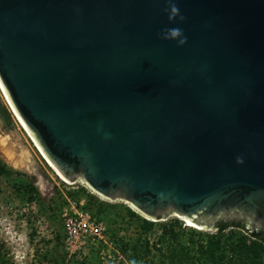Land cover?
<instances>
[{
	"label": "water",
	"instance_id": "1",
	"mask_svg": "<svg viewBox=\"0 0 264 264\" xmlns=\"http://www.w3.org/2000/svg\"><path fill=\"white\" fill-rule=\"evenodd\" d=\"M172 2L0 0V84L69 182L264 234V0Z\"/></svg>",
	"mask_w": 264,
	"mask_h": 264
},
{
	"label": "rangeland",
	"instance_id": "2",
	"mask_svg": "<svg viewBox=\"0 0 264 264\" xmlns=\"http://www.w3.org/2000/svg\"><path fill=\"white\" fill-rule=\"evenodd\" d=\"M0 100L8 112L7 122L0 116V134L34 165L33 171L15 167L0 148L1 163L7 165H0V264H264V245L257 254L248 251L255 239L243 229L229 227L220 237L214 230L190 227L175 215L151 219L126 201L107 199L81 181L62 179L19 121L1 86ZM9 169L25 173L37 191L21 187L22 176ZM75 210H87L103 221L111 246L102 242L71 253L64 227ZM217 241L222 255L215 258ZM118 252L122 260L114 257Z\"/></svg>",
	"mask_w": 264,
	"mask_h": 264
},
{
	"label": "built area",
	"instance_id": "3",
	"mask_svg": "<svg viewBox=\"0 0 264 264\" xmlns=\"http://www.w3.org/2000/svg\"><path fill=\"white\" fill-rule=\"evenodd\" d=\"M65 219V242L71 253L82 252L86 249L97 248L102 242H106L109 246L111 243L105 239L106 226L97 217L93 216L87 210H75L73 214L67 215ZM111 257V255H109ZM114 257L118 260L123 259L121 253H117Z\"/></svg>",
	"mask_w": 264,
	"mask_h": 264
},
{
	"label": "trees",
	"instance_id": "4",
	"mask_svg": "<svg viewBox=\"0 0 264 264\" xmlns=\"http://www.w3.org/2000/svg\"><path fill=\"white\" fill-rule=\"evenodd\" d=\"M0 104H1V100H0ZM0 165L3 166L4 168H7V165L3 163H1V158H0ZM10 173H18L20 174V176H22V179H21V187H24L26 188L27 190H29L30 192H35L37 191V188L36 186L33 184V182L29 181L28 180V176L25 174V173H21V172H18V171H15L14 169H9ZM147 226H151L152 222L149 221V220H146L145 221ZM229 227H236V228H240V229H243L245 231H247L250 235H252L255 239L254 242L250 243L249 245H247V248H248V251L254 253V254H257L258 253V248L260 247V245H264V234L262 233H258V232H250L249 230L246 229L245 225L241 222H229V223H226V222H222L218 225V227L214 228L215 231L217 232V235H219L220 237L224 235L225 231L229 228ZM220 240V239H219ZM245 244V243H244ZM215 248L218 249V252L217 253H214V257H218L219 255L221 256L222 255V249L219 245V241L216 242L215 244Z\"/></svg>",
	"mask_w": 264,
	"mask_h": 264
},
{
	"label": "bare ground",
	"instance_id": "5",
	"mask_svg": "<svg viewBox=\"0 0 264 264\" xmlns=\"http://www.w3.org/2000/svg\"><path fill=\"white\" fill-rule=\"evenodd\" d=\"M1 86V84H0ZM2 88V86H1ZM3 90V88H2ZM4 92V90H3ZM5 93V92H4ZM7 97V96H6ZM8 99V98H7ZM9 101V100H8ZM10 103V102H9ZM11 105V103H10ZM12 106V105H11ZM12 109L14 110V108L12 107ZM14 113L17 115L16 111L14 110ZM19 121L21 122V124L24 126V128L27 130V132L30 134V132L28 131V129L25 127V125L23 124V122L21 121V119L19 118V116L17 115ZM30 136L32 137V135L30 134ZM33 138V137H32ZM34 140V139H33ZM0 148L4 149V154L6 156V158L9 160V162L11 164H13L15 167H23L29 171H33L34 169V165L31 164L30 158L29 156L24 153L21 152L19 154H17V152H19L20 150H18V148L16 147V145L9 139L6 137H2V135L0 134ZM45 156V155H44ZM47 159V158H46ZM47 161L49 162V160L47 159ZM49 164L53 167V169L56 171V173L64 180H66L65 178H63L59 172L55 169V167L49 162ZM183 219L187 225H189L190 227H194L196 229L201 230L202 227H199L195 224L190 223L187 219L185 218H181Z\"/></svg>",
	"mask_w": 264,
	"mask_h": 264
},
{
	"label": "clouds",
	"instance_id": "6",
	"mask_svg": "<svg viewBox=\"0 0 264 264\" xmlns=\"http://www.w3.org/2000/svg\"><path fill=\"white\" fill-rule=\"evenodd\" d=\"M169 7H167L165 9V11L169 14V18L170 19H175L177 17H179V19L182 21L184 19V17L182 15H180V11L179 8L177 7V5L175 3L172 2V0H169L168 3ZM165 36L164 38L167 39L170 37H179L181 35V32L179 29H167L165 32ZM185 41L182 39L180 40V43H184ZM238 163H242V160L238 159L237 161Z\"/></svg>",
	"mask_w": 264,
	"mask_h": 264
}]
</instances>
